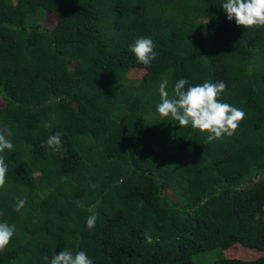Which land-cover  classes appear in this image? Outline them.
Instances as JSON below:
<instances>
[{
    "label": "trees",
    "instance_id": "trees-1",
    "mask_svg": "<svg viewBox=\"0 0 264 264\" xmlns=\"http://www.w3.org/2000/svg\"><path fill=\"white\" fill-rule=\"evenodd\" d=\"M224 2L0 0V129L14 145L0 153V222L16 226L0 264L65 248L93 264H195L213 248L210 264H264V27L237 26ZM141 37L156 45L150 66L128 51ZM164 77L170 97L180 78L223 81L246 119L212 142L161 119ZM56 131L63 155L46 144ZM77 201L95 206L94 228ZM233 245L259 255H226Z\"/></svg>",
    "mask_w": 264,
    "mask_h": 264
},
{
    "label": "clouds",
    "instance_id": "clouds-1",
    "mask_svg": "<svg viewBox=\"0 0 264 264\" xmlns=\"http://www.w3.org/2000/svg\"><path fill=\"white\" fill-rule=\"evenodd\" d=\"M227 14L229 21L235 20L237 26L245 28L264 27V0H226L221 5ZM156 45L149 37L138 38L128 49L134 54L139 64L150 66L156 59L158 53ZM169 79L164 77L159 84L160 102L156 105V112L161 119L176 121L181 127L191 126L193 129L207 133V141L221 140L225 136H232L238 130L240 123L246 119V113L237 107L221 100V95L226 89L223 81H205L201 84L190 85L185 78L175 82L172 96L166 90ZM188 85L186 88L185 86ZM45 127H51L50 124ZM13 135L10 129H0V153L6 149L11 151L14 148L10 137ZM63 133L56 131L49 136L46 144L53 152L61 155L67 152L64 146ZM43 146V144H42ZM8 165L5 158L0 155V188L7 182ZM95 188V184H90ZM26 200H20L16 207L19 211ZM76 207L85 209V205L77 201ZM86 211L90 213L86 220V227L92 229L96 226L97 212L95 206H87ZM264 212V208L261 209ZM261 213L257 212L254 220L260 221ZM16 231L14 224L7 221L0 222V252H3L10 244ZM145 241L154 243L150 234L145 233ZM48 264H93V261L85 251H75L65 248L59 254L53 253L51 259L44 257Z\"/></svg>",
    "mask_w": 264,
    "mask_h": 264
},
{
    "label": "rangeland",
    "instance_id": "rangeland-1",
    "mask_svg": "<svg viewBox=\"0 0 264 264\" xmlns=\"http://www.w3.org/2000/svg\"><path fill=\"white\" fill-rule=\"evenodd\" d=\"M54 17L48 13L45 14V17L42 20L43 26H50L53 24ZM140 71L130 70L129 75L131 78H138L140 77ZM226 255L231 257H240L243 259H252L254 257H257L259 255L258 252L252 251L248 248L233 245L229 247V249L225 252ZM222 252L219 248H213L204 252L197 253L192 256V259L195 264H210L213 259H215L218 256H222Z\"/></svg>",
    "mask_w": 264,
    "mask_h": 264
}]
</instances>
